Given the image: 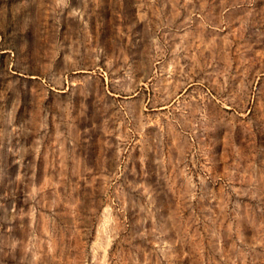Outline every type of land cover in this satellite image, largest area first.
<instances>
[{
  "label": "rangeland",
  "instance_id": "1",
  "mask_svg": "<svg viewBox=\"0 0 264 264\" xmlns=\"http://www.w3.org/2000/svg\"><path fill=\"white\" fill-rule=\"evenodd\" d=\"M0 264H264V0H0Z\"/></svg>",
  "mask_w": 264,
  "mask_h": 264
}]
</instances>
